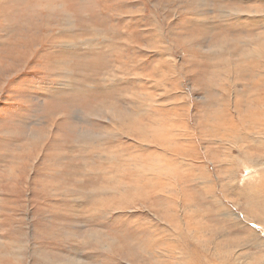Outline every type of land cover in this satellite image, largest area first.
<instances>
[{"label":"rangeland","instance_id":"1","mask_svg":"<svg viewBox=\"0 0 264 264\" xmlns=\"http://www.w3.org/2000/svg\"><path fill=\"white\" fill-rule=\"evenodd\" d=\"M262 142L264 0H0V264H262Z\"/></svg>","mask_w":264,"mask_h":264},{"label":"bare ground","instance_id":"2","mask_svg":"<svg viewBox=\"0 0 264 264\" xmlns=\"http://www.w3.org/2000/svg\"><path fill=\"white\" fill-rule=\"evenodd\" d=\"M256 84V83H255ZM254 102H255V100H254ZM257 103V102H256ZM219 104V103H218ZM211 108H213V106H211ZM238 108V107H237ZM236 109V108H235ZM238 111V110H237ZM225 112V111H224ZM245 113V112H244ZM247 113V115H248V113L249 112H246ZM252 112H250V114H251ZM253 113H255V112H253ZM252 113V114H253ZM229 114H231V112L229 113ZM235 114V113H234ZM256 114V113H255ZM254 114V115H255ZM222 116V115H221ZM231 116V115H230ZM238 116V115H237ZM257 116V115H256ZM242 117H245V116H243L242 115ZM220 118V117H219ZM239 118V117H238ZM234 119V118H233ZM237 119V118H236ZM253 119V118H252ZM223 120V119H222ZM250 120V119H249ZM152 121V120H151ZM204 122L206 123V124H213L214 125V127L213 128H211V129H209L208 131H210V132H214V129H216L215 128V124L213 123V122H215L214 121V119L211 117V116H209V115H207V117H205V119H204ZM246 123V122H245ZM249 123V122H248ZM253 124L255 123V121L254 122H252ZM218 125V124H217ZM241 125H242V123H241ZM257 125V124H256ZM260 125V124H259ZM258 126V125H257ZM237 128H238V125L236 126ZM226 128V127H225ZM257 128V127H256ZM218 130V129H217ZM245 130V129H244ZM255 130H257V129H255ZM236 131H237V129H236ZM231 132V131H230ZM249 132V131H248ZM250 133V132H249ZM224 134H227V133H224ZM223 136V135H222ZM225 136V135H224ZM247 136V135H246ZM234 137H236V136H234ZM240 137V136H239ZM263 137V136H262ZM231 138H232V136H231ZM245 138V137H244ZM220 139H221V137H220ZM255 139V138H254ZM234 140V139H233ZM253 140V139H252ZM255 141V140H254ZM261 141H263V140H261ZM233 142V141H232ZM236 142V141H235ZM237 142H238V140H237ZM207 143V142H206ZM263 143V142H262ZM208 144V143H207ZM229 144V143H228ZM233 144V143H232ZM253 145V144H252ZM263 145H264V143H263ZM230 146H231V144H230ZM208 148V147H207ZM233 148H236L237 150H238V152H239V155H241L242 153H243V148L242 147H240V146H234ZM229 152V151H228ZM210 153V152H209ZM229 154V153H228ZM228 154H226V155H228ZM207 155V154H206ZM211 155V154H210ZM238 155V154H237ZM210 158V157H209ZM262 158V157H261ZM241 159V158H240ZM261 160V159H260ZM230 161V160H229ZM234 162V161H233ZM240 162V161H239ZM250 162H251V166H252V168H255L257 165H258V161H257V158H252V160H250ZM260 163V162H259ZM264 163V162H263ZM231 164V163H230ZM233 164V163H232ZM229 165V164H228ZM239 166V165H238ZM207 167V166H206ZM218 167V166H217ZM232 167V166H231ZM258 167H260V166H258ZM241 168V167H240ZM263 169H264V167H263ZM230 171V170H229ZM255 171V170H254ZM254 171H252L251 170V172H249V173H251V175L249 176V180H247V181H250L249 182V184L248 185H243V190L242 191H240V192H242V195H247V196H244V198H245V201H244V203L243 204H246L248 207H246V210H248L250 213H253V215L256 217V216H258L259 217V215L261 214L262 216H264V202H263V205H260V203L259 202H256L254 199H255V197L257 196V193L260 195L261 194V192H259V186L261 185V183H260V181H259V176L256 174V172H254ZM256 171H258L257 173H259L260 171H262L261 169H257L256 168ZM208 172V171H207ZM209 174V173H208ZM205 175L204 176V185H205V187L208 189V190H211V188H212V185H209V175ZM245 177H247V176H245ZM226 179V178H225ZM244 179V178H243ZM202 180H203V178H202ZM225 181V180H224ZM245 184V183H244ZM257 184H258V186H257ZM236 189V188H235ZM238 189V188H237ZM236 192V191H235ZM237 196V195H236ZM246 205H244V206H246ZM224 212V211H223ZM225 213V212H224ZM231 213V212H230ZM238 213V212H237ZM226 214V213H225ZM228 214V213H227ZM229 215V214H228ZM247 216V215H246ZM261 219V218H260ZM262 222V221H261ZM252 224V223H251ZM247 225V224H246ZM249 226V225H248ZM258 226V225H257ZM264 226V225H263ZM260 227V226H259ZM262 228V227H261ZM264 229V228H263ZM209 231H210V229H208ZM213 230V229H212ZM261 230V229H260ZM215 232H217V231H215ZM214 233V232H213ZM257 233V232H256ZM216 234V233H215ZM242 235V234H241ZM256 236V235H255ZM258 237V236H257ZM250 238V237H249ZM263 238V237H262ZM201 239V238H200ZM216 240V239H215ZM254 240H258L256 237L254 238ZM227 241V240H226ZM245 241V240H244ZM218 242V241H217ZM258 242V241H257ZM229 245V244H228ZM216 247V246H215ZM261 248L263 249L264 248V243H261ZM261 249V250H262ZM181 251V250H180ZM263 251H264V249H263ZM263 251H261L262 252V254H263ZM167 252V251H166ZM182 252V251H181ZM254 254V253H253ZM212 255V254H211ZM258 255V254H257ZM239 256V255H238ZM264 256V255H263ZM215 257V256H214ZM226 258V257H225ZM260 258V257H259ZM233 259V258H232ZM248 259H250V258H248ZM241 260V259H240ZM257 260V259H256ZM205 262V261H204ZM238 263H239V260H238ZM243 263V262H242ZM241 263V264H242ZM249 263V262H248ZM247 263V264H248ZM226 264V263H225ZM252 264V263H251ZM259 264H261V263H259ZM262 264H264V259L262 260Z\"/></svg>","mask_w":264,"mask_h":264}]
</instances>
